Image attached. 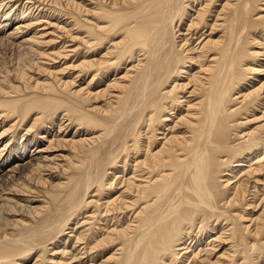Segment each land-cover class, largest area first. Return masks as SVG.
I'll return each instance as SVG.
<instances>
[{
  "label": "bare ground",
  "instance_id": "1",
  "mask_svg": "<svg viewBox=\"0 0 264 264\" xmlns=\"http://www.w3.org/2000/svg\"><path fill=\"white\" fill-rule=\"evenodd\" d=\"M4 45L0 264H264V0H0Z\"/></svg>",
  "mask_w": 264,
  "mask_h": 264
},
{
  "label": "rangeland",
  "instance_id": "2",
  "mask_svg": "<svg viewBox=\"0 0 264 264\" xmlns=\"http://www.w3.org/2000/svg\"><path fill=\"white\" fill-rule=\"evenodd\" d=\"M17 23H18V21H14V23L13 22H11V25L10 26H7V28H9V27H11L10 28V30L12 31V29H14V28H16L18 25H17ZM15 24V25H14ZM4 30V29H3ZM31 31L32 30H28L26 33H21L17 38H20L22 35H29V34H31ZM16 53V54H15ZM12 54H15V55H17V52H16V50L11 46V47H8V46H5L4 45V47H2V46H0V56H4V57H8V58H10V57H12L13 55ZM14 55V61L16 60V56ZM2 57H0V59L2 58ZM4 57H3V60H6V59H4ZM8 61L10 62L11 61V58H10V60L8 59ZM7 62V61H6ZM9 62H7L8 64H9ZM23 130V129H22ZM23 132V131H22ZM25 132V131H24ZM23 132V133H24ZM28 264H31V262H28Z\"/></svg>",
  "mask_w": 264,
  "mask_h": 264
}]
</instances>
